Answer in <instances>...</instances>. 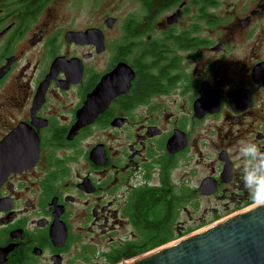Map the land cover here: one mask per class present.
<instances>
[{
  "label": "flooded vegetation",
  "instance_id": "obj_1",
  "mask_svg": "<svg viewBox=\"0 0 264 264\" xmlns=\"http://www.w3.org/2000/svg\"><path fill=\"white\" fill-rule=\"evenodd\" d=\"M245 142L264 0H0V264L131 259L152 198L153 248L241 213Z\"/></svg>",
  "mask_w": 264,
  "mask_h": 264
},
{
  "label": "water",
  "instance_id": "obj_2",
  "mask_svg": "<svg viewBox=\"0 0 264 264\" xmlns=\"http://www.w3.org/2000/svg\"><path fill=\"white\" fill-rule=\"evenodd\" d=\"M119 264H264V204Z\"/></svg>",
  "mask_w": 264,
  "mask_h": 264
},
{
  "label": "clouds",
  "instance_id": "obj_3",
  "mask_svg": "<svg viewBox=\"0 0 264 264\" xmlns=\"http://www.w3.org/2000/svg\"><path fill=\"white\" fill-rule=\"evenodd\" d=\"M243 160L241 182L253 202L264 204V152L257 144L243 143L238 149Z\"/></svg>",
  "mask_w": 264,
  "mask_h": 264
},
{
  "label": "trees",
  "instance_id": "obj_4",
  "mask_svg": "<svg viewBox=\"0 0 264 264\" xmlns=\"http://www.w3.org/2000/svg\"><path fill=\"white\" fill-rule=\"evenodd\" d=\"M160 208H163V211H167L168 209V204H156V201L154 198H152L151 202H150V213H152V223L150 225L151 227V244L149 246V248H152L154 246H157L160 242H164V241H167L169 239H171L172 237H162L161 236V233L159 232L160 230H162V226L160 225V221H161V216L159 214H162L163 215V212L161 211ZM164 224V222H163ZM128 248L130 247H127L123 250H121L120 252L123 254L124 251H126ZM137 252H140V250H136L134 253H137ZM125 254V253H124Z\"/></svg>",
  "mask_w": 264,
  "mask_h": 264
},
{
  "label": "rangeland",
  "instance_id": "obj_5",
  "mask_svg": "<svg viewBox=\"0 0 264 264\" xmlns=\"http://www.w3.org/2000/svg\"><path fill=\"white\" fill-rule=\"evenodd\" d=\"M182 237V236H181ZM176 240V239H175Z\"/></svg>",
  "mask_w": 264,
  "mask_h": 264
}]
</instances>
